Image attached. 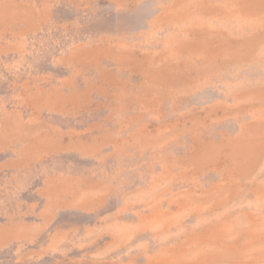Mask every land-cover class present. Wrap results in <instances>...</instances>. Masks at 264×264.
I'll return each instance as SVG.
<instances>
[{
    "label": "rangeland",
    "instance_id": "rangeland-1",
    "mask_svg": "<svg viewBox=\"0 0 264 264\" xmlns=\"http://www.w3.org/2000/svg\"><path fill=\"white\" fill-rule=\"evenodd\" d=\"M0 264H264V0H0Z\"/></svg>",
    "mask_w": 264,
    "mask_h": 264
}]
</instances>
